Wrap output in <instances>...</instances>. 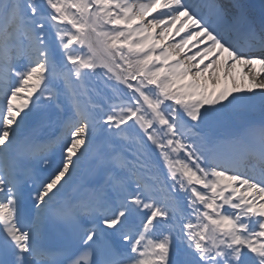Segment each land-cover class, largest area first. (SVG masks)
I'll list each match as a JSON object with an SVG mask.
<instances>
[{
	"label": "snow or ice",
	"instance_id": "obj_1",
	"mask_svg": "<svg viewBox=\"0 0 264 264\" xmlns=\"http://www.w3.org/2000/svg\"><path fill=\"white\" fill-rule=\"evenodd\" d=\"M0 264H264V4L0 0Z\"/></svg>",
	"mask_w": 264,
	"mask_h": 264
},
{
	"label": "bare ground",
	"instance_id": "obj_2",
	"mask_svg": "<svg viewBox=\"0 0 264 264\" xmlns=\"http://www.w3.org/2000/svg\"><path fill=\"white\" fill-rule=\"evenodd\" d=\"M250 1L254 2V4L256 5V8H255V9L260 10V6H261L262 4L259 5V4H257L256 2H257V1L261 2L262 0H247V1H246V0H242V2L251 5Z\"/></svg>",
	"mask_w": 264,
	"mask_h": 264
}]
</instances>
